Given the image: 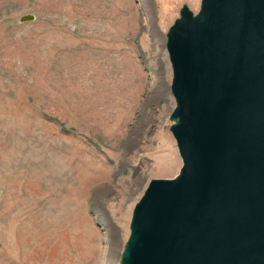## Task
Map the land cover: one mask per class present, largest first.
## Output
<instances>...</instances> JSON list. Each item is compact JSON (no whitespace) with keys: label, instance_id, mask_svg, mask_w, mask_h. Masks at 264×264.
I'll return each mask as SVG.
<instances>
[{"label":"rangeland","instance_id":"374dc122","mask_svg":"<svg viewBox=\"0 0 264 264\" xmlns=\"http://www.w3.org/2000/svg\"><path fill=\"white\" fill-rule=\"evenodd\" d=\"M184 4L0 0V264H120L135 204L182 166L166 35Z\"/></svg>","mask_w":264,"mask_h":264},{"label":"water","instance_id":"95a60500","mask_svg":"<svg viewBox=\"0 0 264 264\" xmlns=\"http://www.w3.org/2000/svg\"><path fill=\"white\" fill-rule=\"evenodd\" d=\"M166 37L182 166L135 204L120 264H264V0L184 4Z\"/></svg>","mask_w":264,"mask_h":264}]
</instances>
